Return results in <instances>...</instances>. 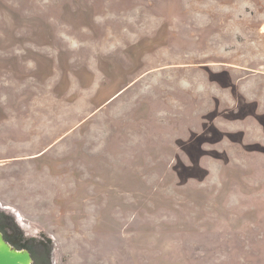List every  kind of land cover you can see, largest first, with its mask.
Instances as JSON below:
<instances>
[{"label":"rangeland","instance_id":"rangeland-1","mask_svg":"<svg viewBox=\"0 0 264 264\" xmlns=\"http://www.w3.org/2000/svg\"><path fill=\"white\" fill-rule=\"evenodd\" d=\"M0 225L35 264H264V0H0Z\"/></svg>","mask_w":264,"mask_h":264},{"label":"water","instance_id":"water-1","mask_svg":"<svg viewBox=\"0 0 264 264\" xmlns=\"http://www.w3.org/2000/svg\"><path fill=\"white\" fill-rule=\"evenodd\" d=\"M0 264H35L28 248H17L8 241L0 229Z\"/></svg>","mask_w":264,"mask_h":264},{"label":"trees","instance_id":"trees-1","mask_svg":"<svg viewBox=\"0 0 264 264\" xmlns=\"http://www.w3.org/2000/svg\"><path fill=\"white\" fill-rule=\"evenodd\" d=\"M0 228L4 231V233H5V237H6V239H7L8 241H10L11 243H13V244H14L16 247H18V248H23V247H25V244H24L23 242H21V241L18 242V241L15 240V236H14V238H13L12 236H10V235L8 234L6 228H4V227L1 226V225H0ZM21 237H22V236H18L19 239H21Z\"/></svg>","mask_w":264,"mask_h":264},{"label":"flooded vegetation","instance_id":"flooded-vegetation-1","mask_svg":"<svg viewBox=\"0 0 264 264\" xmlns=\"http://www.w3.org/2000/svg\"><path fill=\"white\" fill-rule=\"evenodd\" d=\"M1 229V228H0ZM2 230V229H1ZM3 231V230H2ZM3 233H4V231H3ZM4 235H5V233H4ZM13 244V243H12ZM14 245V244H13ZM15 246V245H14ZM16 247V246H15Z\"/></svg>","mask_w":264,"mask_h":264}]
</instances>
